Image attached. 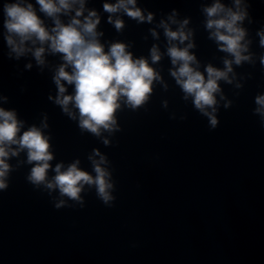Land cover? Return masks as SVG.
<instances>
[{
  "label": "clouds",
  "instance_id": "clouds-1",
  "mask_svg": "<svg viewBox=\"0 0 264 264\" xmlns=\"http://www.w3.org/2000/svg\"><path fill=\"white\" fill-rule=\"evenodd\" d=\"M241 2L242 0H234L235 10L226 7L220 3V0H214L211 6L203 8L207 17L206 28L210 30L209 38L217 42L221 51L233 57L231 60H224V69L209 64L205 69L207 76L198 70L199 62L189 51L195 46L193 43L189 42L183 48L173 43L179 41L183 44L189 40L191 31H185L189 21L185 19L177 22L174 11L168 17V21L173 24L179 23L177 30L173 31L168 22L163 20L160 22L170 45L167 49L173 65L170 74L181 87L185 94L184 98L192 97L194 107L208 117L210 129H215L219 123L215 115L216 96L221 93L218 82L224 80L231 84L229 73L233 72V63L240 65L251 60V55L244 54L248 52L249 42L245 41L247 33L241 26L247 17L246 8H242ZM36 3L42 13L52 18L54 27L50 30L37 15L32 3L15 0L3 5V27L6 30L5 40L10 49L9 55L14 54L15 58L19 59L31 52L37 64L43 65L45 45L51 53L62 54L64 63L59 66L53 77L58 89L55 103L60 105L63 112L72 119L76 117L69 109V105L73 104L78 109L81 130H87L96 136H100L102 130L109 132L119 130L116 112L121 107V99L125 98L126 104L132 109L142 106L152 93L154 81L161 79L159 73L147 59H134L132 54L126 51L127 46L124 43H113L105 52L104 45L98 39L102 33L96 31L100 23L97 12L90 10L83 20L79 18L85 10V0H36ZM77 4L79 7L75 8V16L69 23H62L58 14H69ZM103 8L110 14L122 10L138 22L147 20L151 23L153 20L152 13L149 12L145 17L142 10L136 7V0L104 3ZM108 22L113 23L118 31L124 27L121 19L113 20L111 15L108 17ZM152 35L157 36L155 30H152ZM258 35L260 45L264 47V31L258 32ZM29 42L33 46L39 42L40 47L30 48L27 46ZM160 59L161 53L158 47L153 46L152 63L155 64ZM261 63L264 64V56L261 57ZM69 66L71 72L66 71ZM62 81H66L69 85L74 84L73 95H65L66 88ZM255 103L257 107L254 109V114L259 115L264 126V95H257ZM229 106L230 102L225 104V108ZM22 127L23 122L17 119L14 110L0 107V190L8 187L6 181L10 165L7 160L27 150V163L33 165L27 177L31 184L36 187L43 185L50 191L58 190L61 197L78 202H82L81 192L85 185L95 186L98 198L105 205L111 206V202L115 199L111 192L113 189L111 173L103 166L108 161L99 150L94 149L93 154L88 157L95 176L82 170L79 167V160L69 164L66 169L63 163H57L52 169L50 161L54 156L50 151L49 138L44 135L41 128L34 125L21 134ZM43 127L46 128L47 124L45 123ZM103 142L105 145L109 143L107 139ZM50 169L55 172L51 179L48 177ZM64 205L65 201L60 199L54 206L59 209Z\"/></svg>",
  "mask_w": 264,
  "mask_h": 264
}]
</instances>
